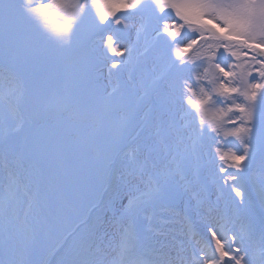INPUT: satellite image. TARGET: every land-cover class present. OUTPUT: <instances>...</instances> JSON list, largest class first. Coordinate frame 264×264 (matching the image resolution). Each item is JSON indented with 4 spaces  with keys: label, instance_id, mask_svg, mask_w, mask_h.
Listing matches in <instances>:
<instances>
[{
    "label": "snow or ice",
    "instance_id": "6c2138e0",
    "mask_svg": "<svg viewBox=\"0 0 264 264\" xmlns=\"http://www.w3.org/2000/svg\"><path fill=\"white\" fill-rule=\"evenodd\" d=\"M0 81V264H264V0H0Z\"/></svg>",
    "mask_w": 264,
    "mask_h": 264
},
{
    "label": "rangeland",
    "instance_id": "374dc122",
    "mask_svg": "<svg viewBox=\"0 0 264 264\" xmlns=\"http://www.w3.org/2000/svg\"><path fill=\"white\" fill-rule=\"evenodd\" d=\"M127 40H134L135 39V33H132L130 36L126 37ZM128 77V73L126 71H122L120 73L119 78L114 77L112 80V85L117 83H123L124 80H126ZM106 79H107V70H105L104 79L101 81V86H107L106 85ZM12 91V86L5 81H0V111L4 112L9 122L14 124H19V120L15 116V108H16V97L14 96ZM5 96V98H3ZM12 102V105L10 104ZM26 130V127H25ZM24 133L23 131L20 133L22 136ZM1 163H3L1 165ZM2 166H4L6 169L3 170ZM11 167L16 170L18 169V162L11 159V158H5L4 156L0 155V188H2L8 181L10 173L12 172ZM9 174V176L7 175ZM253 181L249 183L248 192L249 195L254 197V202L256 203V209L257 215H259V210L261 208V200H260V192L261 189L264 188V173H262L259 168L254 169V172L252 174ZM215 199V195L212 197ZM28 201L27 196L24 193H21L16 204H15V216H14V223L17 224L18 227H20L22 224L19 222V218L23 213L24 210V204ZM20 202V205L18 203ZM18 214V215H17ZM35 215H36V209L33 207V209L29 213V223H35ZM28 221V220H27ZM68 228L75 227V223L72 221H69L66 225ZM176 227H179V225H176ZM40 243L42 245V256L46 252H51L47 262L48 264H58L59 256L56 251V243L58 239L57 233H52L49 235L41 234L39 236Z\"/></svg>",
    "mask_w": 264,
    "mask_h": 264
}]
</instances>
